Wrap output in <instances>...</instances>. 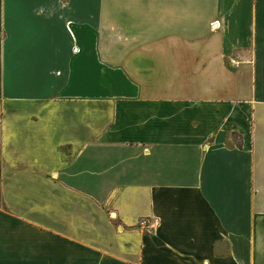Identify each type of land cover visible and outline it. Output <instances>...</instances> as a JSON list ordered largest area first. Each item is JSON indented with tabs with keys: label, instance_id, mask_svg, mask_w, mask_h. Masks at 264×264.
Listing matches in <instances>:
<instances>
[{
	"label": "crops",
	"instance_id": "1",
	"mask_svg": "<svg viewBox=\"0 0 264 264\" xmlns=\"http://www.w3.org/2000/svg\"><path fill=\"white\" fill-rule=\"evenodd\" d=\"M0 264H264V0H0Z\"/></svg>",
	"mask_w": 264,
	"mask_h": 264
},
{
	"label": "built area",
	"instance_id": "2",
	"mask_svg": "<svg viewBox=\"0 0 264 264\" xmlns=\"http://www.w3.org/2000/svg\"><path fill=\"white\" fill-rule=\"evenodd\" d=\"M214 27H216V23H214ZM146 223L145 222H139V226H143V225H145ZM151 227H154V224H151L150 226H149V228H151Z\"/></svg>",
	"mask_w": 264,
	"mask_h": 264
}]
</instances>
